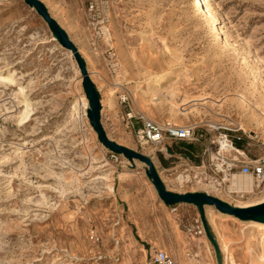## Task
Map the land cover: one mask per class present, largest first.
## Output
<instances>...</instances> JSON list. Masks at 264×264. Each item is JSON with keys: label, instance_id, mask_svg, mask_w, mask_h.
Wrapping results in <instances>:
<instances>
[{"label": "rangeland", "instance_id": "rangeland-1", "mask_svg": "<svg viewBox=\"0 0 264 264\" xmlns=\"http://www.w3.org/2000/svg\"><path fill=\"white\" fill-rule=\"evenodd\" d=\"M40 1L81 49L108 138L149 157L167 191L204 192L234 207L264 194V182L252 179L250 196L197 175L218 154L238 165L264 160V0H204L219 36L197 0H110L112 56L90 51L81 0ZM68 52L24 0H0V264H148L154 251L175 264H264L258 242L243 249L248 224L212 208L214 244L189 231L200 223L194 206L170 213L145 165L110 160L88 103L73 110L87 98ZM170 72L144 100L147 85ZM121 98L133 113L191 128L194 140L139 147ZM230 142L242 149L227 151Z\"/></svg>", "mask_w": 264, "mask_h": 264}, {"label": "built area", "instance_id": "built-area-1", "mask_svg": "<svg viewBox=\"0 0 264 264\" xmlns=\"http://www.w3.org/2000/svg\"><path fill=\"white\" fill-rule=\"evenodd\" d=\"M82 5V30L90 51L98 54L103 48L102 55L112 56L110 0H82ZM120 101L128 106L127 112L123 115V121L127 128L133 130L136 144L139 147L159 146L165 139L183 142L194 140V132L191 128L161 125L141 113H133L125 99L121 98ZM228 148L234 149L232 142L228 143ZM109 158L113 163L121 165L120 156L109 153ZM232 171L249 177L257 183L264 182V160L247 161L238 165L237 160H228L220 154L214 157L208 167H203L202 170L199 168L197 175L204 183L213 184L221 189L225 176L229 177ZM178 207L179 205L170 206V213L176 214ZM189 231L197 236L204 235L200 223L196 220L195 225L191 226ZM148 264H175V262L166 252L154 251L150 255Z\"/></svg>", "mask_w": 264, "mask_h": 264}, {"label": "water", "instance_id": "water-1", "mask_svg": "<svg viewBox=\"0 0 264 264\" xmlns=\"http://www.w3.org/2000/svg\"><path fill=\"white\" fill-rule=\"evenodd\" d=\"M24 1L45 22V24L51 31L54 39L59 43V45L72 54V57L74 58L79 69L82 84L86 93V98L88 102L87 118L90 122L93 131L97 135L99 143L109 153L125 157L129 162L138 161L145 165L147 169V176L150 179L158 198L163 202L165 206L170 207L172 205L180 204L194 206L198 210L203 232L208 238V240H210L212 243H214V239L209 234L204 212V208L207 206L214 208L220 214L230 216L242 222H254L258 221L261 218H264V203L257 206L242 208L231 206L221 201L220 199L204 192L179 194L167 191L155 169L152 160L149 157L122 145H119L109 139L102 127L100 120V98L93 82L90 79L89 73L85 65V61L83 60L82 56L79 54L77 48L69 39L67 33L51 17L47 8L40 0Z\"/></svg>", "mask_w": 264, "mask_h": 264}, {"label": "bare ground", "instance_id": "bare-ground-1", "mask_svg": "<svg viewBox=\"0 0 264 264\" xmlns=\"http://www.w3.org/2000/svg\"><path fill=\"white\" fill-rule=\"evenodd\" d=\"M206 5H207L206 1L197 0L196 4H195V7H196V9L199 10L198 13L202 12L204 17H205V19L212 22V29L219 36L220 35V29H219V27L217 25V21H216V19L213 16V12L206 9ZM78 52H81V49H79ZM68 53L71 54L70 52H68ZM171 73L172 72H170V73H168L166 75L154 78V80L152 82H150L147 85V87L145 88V90L143 91V98H145L144 100L150 101V99L152 97V94H153L152 92L159 90L161 88L162 84L164 82H166L172 76ZM10 76H8V77L10 78ZM89 76L91 77V75H89ZM87 103H88L87 99L85 100V98L82 96L81 98H79L78 100H75L73 102V106H72L73 110H78V106H79V107H81L83 112H85V109L87 107ZM27 108H28V105L25 103V110L22 112L21 118H25L27 116V113H28ZM247 117L249 119V118L253 117V115L248 114ZM226 145H227V148H225V149L227 151L234 150V149L228 148V143H226ZM239 154H242V153L239 152ZM181 179L178 176V178L176 180H181ZM228 182L231 184L230 188L232 187L233 190L240 191V192H243V193L244 192L245 193H249L250 196L254 195L253 181L249 177L243 178V177H240V176L239 177L238 176H236V177L233 176L231 178L230 176L229 177L225 176L224 183L226 184ZM260 191H261V189H260ZM262 191H264V188L262 189ZM262 203H264V194L260 198L254 200V201H249V202H245V203H238L236 207L247 208V207L257 206V205H260ZM211 210H212V207H208L207 206V207L204 208L205 215L209 219L210 223L212 221L211 218H214V217H210L209 216V214L211 213ZM221 216H227V215H221ZM241 223H243L245 225L248 224L246 226H248V228H249V229L246 230V233H245V245L243 246V249H250V248H252V246L256 242H258V244L260 246V255L259 256L256 255V256H257L259 261L260 260L264 261V218H261L258 221H254V222L253 221H249V222H241ZM213 224H214V222H213ZM221 247H222V251H223L222 253H223L224 257H227V255H228V245L222 243Z\"/></svg>", "mask_w": 264, "mask_h": 264}, {"label": "trees", "instance_id": "trees-1", "mask_svg": "<svg viewBox=\"0 0 264 264\" xmlns=\"http://www.w3.org/2000/svg\"><path fill=\"white\" fill-rule=\"evenodd\" d=\"M177 142H181V145H184V144H183V141H177ZM232 144L235 146V148H237V149H242V146H241L240 143H238V142H233ZM193 151H194V150H193V147H192V146H189L188 149L186 150V154H187V155H185V156H187V157L192 156ZM176 153H177V154H180L181 152H176Z\"/></svg>", "mask_w": 264, "mask_h": 264}, {"label": "crops", "instance_id": "crops-1", "mask_svg": "<svg viewBox=\"0 0 264 264\" xmlns=\"http://www.w3.org/2000/svg\"><path fill=\"white\" fill-rule=\"evenodd\" d=\"M82 1V0H81ZM43 3V2H42ZM46 7V6H45ZM47 8V7H46ZM52 17V16H51ZM53 18V17H52ZM54 19V18H53ZM56 22H57V20L56 19H54ZM58 23V22H57ZM59 24V23H58ZM60 26V25H59ZM61 27V26H60ZM62 28V27H61ZM63 29V28H62ZM64 30V29H63ZM65 31V30H64ZM66 32V31H65ZM67 33V32H66ZM159 164H160V166H162V164L164 165V166H167V164H168V162H167V160H161V161H159Z\"/></svg>", "mask_w": 264, "mask_h": 264}]
</instances>
